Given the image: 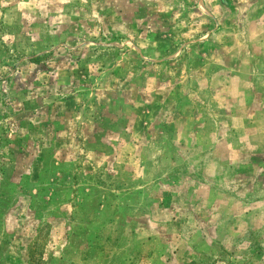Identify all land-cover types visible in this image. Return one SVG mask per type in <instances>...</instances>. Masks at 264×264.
Returning a JSON list of instances; mask_svg holds the SVG:
<instances>
[{
	"label": "rangeland",
	"instance_id": "1",
	"mask_svg": "<svg viewBox=\"0 0 264 264\" xmlns=\"http://www.w3.org/2000/svg\"><path fill=\"white\" fill-rule=\"evenodd\" d=\"M0 264H264V0H0Z\"/></svg>",
	"mask_w": 264,
	"mask_h": 264
}]
</instances>
